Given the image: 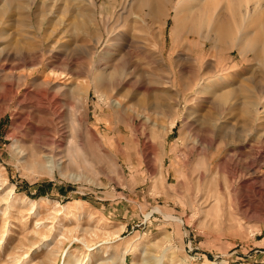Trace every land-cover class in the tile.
I'll return each instance as SVG.
<instances>
[{
  "label": "rangeland",
  "instance_id": "obj_1",
  "mask_svg": "<svg viewBox=\"0 0 264 264\" xmlns=\"http://www.w3.org/2000/svg\"><path fill=\"white\" fill-rule=\"evenodd\" d=\"M256 1L245 12L263 10ZM121 2H0V264H264V189L243 188L264 179V119L241 131L238 110L264 102L253 90L260 66L221 46L211 68L208 42L193 34L202 2L165 0L151 19L143 0ZM74 13L90 17V35L69 34ZM117 57L121 73L91 85ZM230 72L246 90L235 91L232 134L216 141L227 115L200 89ZM41 77L45 119L30 111ZM246 152L259 165L251 181L240 177ZM215 167H230L228 187L211 179Z\"/></svg>",
  "mask_w": 264,
  "mask_h": 264
},
{
  "label": "bare ground",
  "instance_id": "obj_2",
  "mask_svg": "<svg viewBox=\"0 0 264 264\" xmlns=\"http://www.w3.org/2000/svg\"><path fill=\"white\" fill-rule=\"evenodd\" d=\"M6 1L10 2V0H6ZM121 1L122 0H119L120 4L122 3ZM143 1L144 2L141 5L143 6V9L145 10L149 19H151L154 17L156 11H158L160 7L159 5H161L165 0H143ZM0 2H4V0H0ZM190 2H191L192 7L194 8H196L198 4L202 2L200 3L201 5H200V10L198 14L200 16L205 15L204 17H202V19L204 18L203 19L204 22L203 24L199 23L201 26H198L199 28H196L193 34L198 39H204L205 41L208 42V54H210L212 58V63H211L212 69L218 66L219 64V60L216 59L213 55L219 54L218 51L221 46H226L230 49H234L236 53L238 54L239 58H241L240 55L247 53L249 57V61L253 63L254 62L258 63L264 75V26H262L261 23L263 22H261V20L259 19L256 20L257 17L261 18L264 15L262 14V12H264V9L263 10L258 9L259 11L257 12L256 8H253L254 6L250 5L251 6L250 10L248 12H245L246 5H249L248 3L257 5L256 0H190ZM138 3H140V1ZM260 3H263V6H264V0H261ZM218 8L220 10L222 9L224 13V16H222L223 17L222 19H219L220 17L218 13L219 12ZM238 9L240 10V13ZM184 10L187 11V8H184ZM74 15L78 16L80 20L77 22H74L73 20L72 23H69L70 25L68 29L69 34H80L84 36L90 35L89 29L87 28L88 23L86 25V22L88 20L90 21V17L86 13H81V14L74 13ZM0 35H3V33H0ZM26 45L27 44H25V46ZM187 47L188 46H186V50L188 51ZM20 59H21V56L18 55V52H13L9 60L10 61L15 60L17 62H20ZM3 60H6V57ZM123 68H124V60L122 58L118 59L117 57L114 63L110 66L109 72L107 69V71L103 73L104 71L102 72L100 69L101 75L95 76L93 79H91L90 84L94 85L93 83H95L96 85V83H99V80L102 79V78L100 79V76H103L104 78L107 73H112V74L119 73ZM46 75L48 76V74ZM234 75L235 74L230 72L227 78L222 79L218 74H215L214 76H212V78L209 81H206V85L202 89H200L201 90L200 93L205 94L208 97L207 98L208 104L211 106L213 110L214 109L216 110V108H218L217 106L223 105L222 111H224V113H226L227 115V118L225 117L226 119L224 118L222 121V124L224 126H222L220 130L218 129L220 134L218 136L217 135L213 136L214 139H216V141L220 140V135L222 136L224 134H232L234 127L231 126L230 120H232L231 112L233 111V107L235 105V103L233 104V101L236 96L235 91L239 90V91H242L241 93H243V91L246 90L244 89L245 86H242V85H241L242 86L241 88H239L240 85H237V84H236L237 86H233L234 85L233 84ZM247 75H248L247 79H243V80L250 82L251 80L250 73H247ZM261 78H259V80H261ZM55 79H58V78H55ZM60 79L63 82L66 81L63 84L68 83V86L76 85L78 83L74 81V79L73 80L72 79L67 80L65 78H60ZM239 80H242V79L240 78ZM45 84H46V81L44 77H41L40 80L37 81L36 84L32 86L34 92L30 94L31 97L35 98L36 101L39 102L38 105L35 108H31L30 111L38 114V116H40L43 119H45L46 116H51L53 113L51 109L52 107L51 108L49 107L50 99L45 97V92L48 89L46 88ZM253 90H254V95L256 99L258 98L264 99V84H260L259 82L258 83L256 82V85L253 87ZM248 93H251V92H248ZM25 96H27V94H23L21 98ZM246 101L242 103L240 102L239 103L240 106L238 108V110L241 111V112L240 111L238 112H240L241 115L243 116V120L239 122L241 124L239 129L241 131L245 130L244 127L249 126L244 121L249 123L253 120L254 116H260L258 118L259 120L264 119V102L260 105V107H258V111L256 112L254 103L250 101L246 103ZM109 105L112 106L113 109L121 108L118 102H115V101L109 102ZM167 125H169V123ZM259 131H260V135L264 137V124L260 125ZM261 139L264 140V138H261ZM67 142L68 141H64V145L67 144ZM14 152H16L17 157H20L23 154V152L20 150H17ZM71 155H72V150H70L66 156L67 157L66 159L69 162H70ZM251 157H252L251 154L249 152H246L241 158L242 161L243 159L247 161V163L244 166H242L244 173H242L240 177H242L243 180H247V181L250 180L249 178H245V177H247L248 175H253L252 174L253 171H256L254 169L259 167L258 164L255 165L253 163L254 159L253 157L252 158ZM37 158H40V156ZM47 158L45 159L47 160ZM40 159L43 160L42 158ZM201 161L199 159L196 161V163L197 165L198 164L202 165V172H206L208 168L207 163L206 162L203 163ZM262 161H264V158L260 160V164ZM251 167L254 169H251ZM229 168L230 167H227L224 170H221L220 172H218L215 167V170L212 171V173L210 174L211 179L217 178L220 182L224 184L225 182H227V187H228V184L230 183V180H229L230 179V169ZM71 179H72V176H71ZM251 183L258 185V187L261 185L262 188L264 189V179H263V180H259L258 182L251 181L249 182V184L247 183V185L243 186L245 191L250 190L249 185ZM261 193L259 195H261ZM71 263L66 262L64 264H71Z\"/></svg>",
  "mask_w": 264,
  "mask_h": 264
}]
</instances>
